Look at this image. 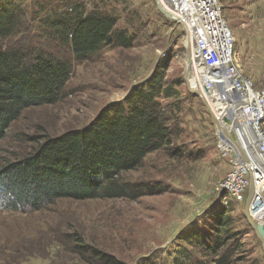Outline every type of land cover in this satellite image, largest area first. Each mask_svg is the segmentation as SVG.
Instances as JSON below:
<instances>
[{
    "label": "rangeland",
    "instance_id": "1",
    "mask_svg": "<svg viewBox=\"0 0 264 264\" xmlns=\"http://www.w3.org/2000/svg\"><path fill=\"white\" fill-rule=\"evenodd\" d=\"M9 1L16 2L0 0V6ZM17 1L32 10L43 6L41 15L58 13L75 3L109 13L129 44L105 46L82 61L71 56L72 73L60 100L22 112L0 140V166L27 155L46 136L88 125L107 105L125 99L164 60H168V81L179 78L182 82L180 99L165 100L174 119L178 118L181 134L175 145L149 153L138 169L125 173L128 180L144 181L156 189L138 200L62 198L28 212L0 207V264H98L91 250L79 252L83 250L80 245L110 254L122 264H140L153 257L159 264H172L179 251L193 249L180 238L183 233H190L192 225L209 226L210 213L224 203L226 192L219 182L236 154L234 150L224 155V142L219 141L209 108L190 89L189 82L194 84L196 70H200L191 59L190 31L183 22L161 13L157 0ZM220 2L235 33L240 68L257 89L263 88L264 0ZM192 66L195 75L190 74ZM229 134L233 145L237 144L238 133ZM236 149L249 161L244 151ZM227 200L224 204L231 205L233 226L240 233L236 264H264L261 242L247 219V202Z\"/></svg>",
    "mask_w": 264,
    "mask_h": 264
},
{
    "label": "trees",
    "instance_id": "2",
    "mask_svg": "<svg viewBox=\"0 0 264 264\" xmlns=\"http://www.w3.org/2000/svg\"><path fill=\"white\" fill-rule=\"evenodd\" d=\"M41 10L23 8L17 0L0 6V140L25 109L60 100L72 73L71 56L82 61L105 46L129 44L109 13L87 10L82 3L58 13L41 15ZM58 47L68 51L58 53ZM162 62L88 125L46 136L27 155L2 164L0 207L28 212L62 198L138 200L155 192L153 185L124 175L180 137L178 118L165 100L180 99L182 82L168 81V60ZM232 210L229 203H220L210 213L209 226L183 233L180 238L193 249L179 251L172 264H236L240 233L233 226ZM80 247L79 252L91 250L98 264H122L110 254ZM147 260L140 264H159L155 257Z\"/></svg>",
    "mask_w": 264,
    "mask_h": 264
},
{
    "label": "built area",
    "instance_id": "3",
    "mask_svg": "<svg viewBox=\"0 0 264 264\" xmlns=\"http://www.w3.org/2000/svg\"><path fill=\"white\" fill-rule=\"evenodd\" d=\"M158 1L174 20L183 22L188 32V26L198 31L194 35L193 44L197 42V47L202 51L200 59L209 66L208 71L202 75L200 90L207 101H214L218 113L223 110L222 104L226 107L225 113L218 118L213 105L208 102L220 124H223L219 130V141L224 142V155L232 154L234 150L236 152L229 171L219 182V188L226 192L221 200L227 203L228 197L239 202H248L250 199L249 215L264 227V168L243 158L234 148V142L226 135V132L234 131L231 130L237 120L234 107L240 104L248 113V125L264 159V87L257 89L254 81L243 74L237 59L235 33L223 15L220 0ZM224 76L229 79L225 86ZM224 116L232 122L231 125L225 121Z\"/></svg>",
    "mask_w": 264,
    "mask_h": 264
},
{
    "label": "bare ground",
    "instance_id": "4",
    "mask_svg": "<svg viewBox=\"0 0 264 264\" xmlns=\"http://www.w3.org/2000/svg\"><path fill=\"white\" fill-rule=\"evenodd\" d=\"M187 24L189 25V23H187ZM188 27H189V31H190L188 34L189 35L188 41H190V43H191V46H189V48H191V47L193 48V51H191V53H192L191 59H192V62L196 61L197 65H195V67L197 66L200 70L199 71L196 70V75H195V67H193L194 66L193 65L192 66L193 68H192L190 74L192 75L194 73L196 79H194V80L192 79L193 83H194L193 85H191L189 82V76L187 77V81L189 82V85L192 88V90H200L201 88L199 87V84L201 82L202 75H203V73H206L208 71L209 66H207L205 64V62L200 59V57H201L200 54L202 53L201 48L199 46L197 47L193 44L194 35L196 33H198V31L196 29H193L191 26H188ZM191 37H193V38H191ZM228 82H229L228 77L224 76L223 85L224 86L228 85ZM209 101L211 102L210 103L211 106L213 105V107H214L213 101L211 99H209ZM233 102H235V101H233ZM222 106H223V110L220 111L219 113L216 110V106L214 107V110L217 113L218 118H221L222 115L225 113L226 107L224 106V104H222ZM234 109L236 110V113H237V120L234 123V126L231 128V130H235L239 136L238 142H237V144L234 145V148L235 149L237 147L240 148L242 151L245 152V155L248 157V159L250 161H252V162L254 161V163L256 165H259L260 167L264 168V159L262 157V154L258 151V146H256L257 140H256L250 126L248 125V113L245 111V109L240 104H236ZM220 125H221V127H223L222 126L223 124H220ZM227 128L230 129V127H227ZM229 135L230 134L228 133L227 136H229ZM252 149L255 150L257 154H255ZM240 155L243 157L242 154H240ZM256 156H257V158H256Z\"/></svg>",
    "mask_w": 264,
    "mask_h": 264
},
{
    "label": "water",
    "instance_id": "5",
    "mask_svg": "<svg viewBox=\"0 0 264 264\" xmlns=\"http://www.w3.org/2000/svg\"><path fill=\"white\" fill-rule=\"evenodd\" d=\"M157 6H158V9L161 11V13H163V14L167 15L168 17L174 19V18L172 17V15H171L169 12L165 11V10L161 7V5L159 4V1H158V0H157ZM188 67H189V62H188V64H187V68H188ZM186 74H187V73H186ZM186 74H185V75H186ZM190 89L192 90L191 87H190ZM192 91H193L194 93H198V94L201 95V97H202V99L204 100L206 106L209 108V111H210V113H211V115H212V118H213V120L215 121V123H216L218 129H219V130L222 129V127H221V125H220V122L218 121V119H217V117L215 116V114L212 112V110H211V108H210V106H209V103L207 102V99L202 95V91H201V90H192ZM227 134H228V133L226 132V135H227ZM228 137H229L230 140L233 141V139H232V137H231L230 135H229ZM233 142H235V141H233ZM245 156H246V155H245ZM246 157H247V156H246ZM249 201H250V199L248 200V202H247V204H246V215H247V219H248V221L250 222V224L252 225V227L254 228V230H255V232H256V234H257V237L259 238V240H260V242H261L262 249H263V251H264V227H263L261 224L256 223V222L250 217V215H249V210H248V207H249Z\"/></svg>",
    "mask_w": 264,
    "mask_h": 264
},
{
    "label": "snow or ice",
    "instance_id": "6",
    "mask_svg": "<svg viewBox=\"0 0 264 264\" xmlns=\"http://www.w3.org/2000/svg\"><path fill=\"white\" fill-rule=\"evenodd\" d=\"M192 227H196V225H192Z\"/></svg>",
    "mask_w": 264,
    "mask_h": 264
}]
</instances>
